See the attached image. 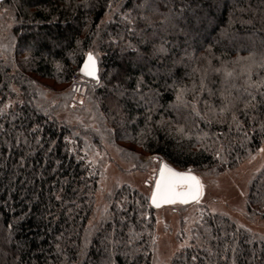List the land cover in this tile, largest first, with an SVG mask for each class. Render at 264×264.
<instances>
[{"label": "trees", "instance_id": "trees-1", "mask_svg": "<svg viewBox=\"0 0 264 264\" xmlns=\"http://www.w3.org/2000/svg\"><path fill=\"white\" fill-rule=\"evenodd\" d=\"M111 2L117 12L109 0L0 2V108L10 104L0 114V264H106L109 256L114 264H158L150 195L124 183L98 205L100 169L90 156L111 146L136 170L161 157L200 176L237 167L264 143L259 127L251 130L264 121V106L249 109L255 121L242 111L245 89L254 92L252 81L264 80V0H198L197 14L168 19L145 9L152 23L137 19L135 32L119 12L143 0ZM157 3L165 14L183 7L180 0ZM161 42L167 51L155 53ZM90 50L98 53L99 84L75 77ZM181 89L185 102L196 96L199 115L177 101ZM233 112L243 121L239 131ZM221 144L227 151L217 157ZM246 206L247 218L264 217V166L250 180ZM85 236L88 255L80 257ZM234 242L243 264L252 251L261 254L264 233L206 211L192 228V247L169 264H193V255L195 264H230Z\"/></svg>", "mask_w": 264, "mask_h": 264}, {"label": "rangeland", "instance_id": "rangeland-1", "mask_svg": "<svg viewBox=\"0 0 264 264\" xmlns=\"http://www.w3.org/2000/svg\"><path fill=\"white\" fill-rule=\"evenodd\" d=\"M261 148H264V143L251 157L233 169L218 174H200L205 192L199 203L167 204L154 209V252L158 264H169L175 253L181 250L179 245L185 241L190 243L192 228L206 211L229 213L254 231L264 233V217L249 219L246 216L250 180L264 166V151H260ZM97 153L92 154L89 160L92 166L100 169L99 189L96 192L98 205L107 204L106 195L124 183H130L151 195L163 158H153L146 169L136 170L134 162L124 158L114 147L107 146L105 151Z\"/></svg>", "mask_w": 264, "mask_h": 264}, {"label": "snow or ice", "instance_id": "snow-or-ice-1", "mask_svg": "<svg viewBox=\"0 0 264 264\" xmlns=\"http://www.w3.org/2000/svg\"><path fill=\"white\" fill-rule=\"evenodd\" d=\"M168 0H165V3H167ZM180 2L183 4V0H180ZM108 8L112 12H117L118 9H114L111 0H109ZM200 7L198 0H190L188 4H183V7L178 9L176 13H173L171 11V8H169V11L167 14L159 12V5L157 3V0H143V3L136 4L134 6V9H127L123 12H119L120 19L122 22H125L129 27L127 28L128 32H135L136 28V21L137 19L146 21L148 24H151V16L145 15L143 10L147 9L152 14H158L161 16H164L165 19H168L173 16L182 17L184 15L185 10L192 11L193 14H197L196 10ZM135 9L141 10L140 15L134 16L133 11ZM4 11H7V9H4ZM109 21H111V17H109ZM99 27V26H97ZM118 39L116 37L112 38V43H117ZM79 43V41L77 42ZM165 42H161V44L154 46V52L163 54L167 51V49L164 46ZM128 46L131 47V43L128 42ZM86 59L84 60L83 66L80 68V72L84 75L91 77L97 84L100 83V77L98 75V60L97 56L98 53L90 50L86 54ZM185 55L188 56L189 59L192 58V54L185 53ZM210 63V61H209ZM261 67H264V65H261ZM216 71H219V69H216ZM227 76H231L232 73H227ZM249 80H251V66L249 67ZM143 84V78H139L137 80L136 87L133 89V92L136 94L140 93L141 86ZM252 84L255 87V91H248V89H245L248 99L244 101V107L242 111L250 120L255 121L256 115L250 114L249 109H251L252 113H257L259 108L261 106H264V80L261 81H252ZM11 87V85H9ZM114 89L116 90V93L118 96H123L125 94L126 90H122V85L120 83L115 84ZM200 88L204 89V79H201ZM187 89H181V93L177 95V101H180L184 107L191 106L193 111L197 112V115H199V112L196 110V96L194 95L193 100L191 102H185L182 100V93L186 91ZM15 91V89H13ZM73 91H79V88H77L75 85L73 86ZM193 91L195 92V88H193ZM259 96V99L257 98ZM143 98V97H141ZM20 104H23L24 101H19ZM83 103V101H81ZM10 104L5 105V108H0V114H3L5 109L9 107ZM229 107L234 108L235 105H225L223 108H221V111H225ZM149 112H151V109H149ZM147 120H150V115L146 118ZM232 120L236 122L237 130H241L243 128V121H240L233 112L232 114ZM82 123V121H81ZM259 127L262 133H264V121H260L258 124L253 125L252 131H255L256 128ZM39 129V125H36L35 128L32 129V131H36ZM98 131V130H97ZM146 131L150 132L151 128L150 126L146 129ZM177 131L183 133V128L178 127ZM73 135H79V133H73ZM245 139L248 138V131L244 132ZM64 139L66 141H70L69 136H65ZM53 144L55 141L52 142ZM230 147V145H229ZM227 148L221 144L219 146V149L216 151L217 157L221 156L222 152H226ZM260 151H264V148H261ZM99 155V153H97ZM154 159H158V157H154ZM59 163V162H57ZM203 195V184L199 177L194 175L191 171V169L187 171H176L175 169L169 167L166 163H161V166L159 168V176L155 181V187L154 190L151 193L150 196V202L151 205H154L156 208H159L162 204H187L189 201H194L199 203L201 196ZM56 199H60L59 196L56 197ZM122 207V205H121ZM214 211V210H213ZM105 212H107V209H105ZM207 231V229L205 230ZM197 238L199 237V234H196ZM215 239V237H213ZM247 243H252L251 240L247 241ZM90 244V241L87 236L84 238V246L79 252L80 257H87V246ZM203 246V245H201ZM185 247H192V245L187 244V241L184 243H181L179 245L180 249H183ZM225 249L229 248V245H224ZM57 248H60V245L57 244ZM239 251V246L234 242L231 246V252L232 256L230 259V264H238V258L237 253ZM209 252H211V249H209ZM132 253H128L126 255H131ZM240 255L243 256V253L240 252ZM198 257L196 255L191 256V261L193 264L197 261ZM224 259H228L227 257H224ZM106 264H114L112 261L111 256H109L108 260L106 261ZM243 264H264V248L261 249V254H257L255 251H252L248 256L243 257Z\"/></svg>", "mask_w": 264, "mask_h": 264}, {"label": "water", "instance_id": "water-1", "mask_svg": "<svg viewBox=\"0 0 264 264\" xmlns=\"http://www.w3.org/2000/svg\"><path fill=\"white\" fill-rule=\"evenodd\" d=\"M85 59H86V57H85ZM84 59V60H85ZM97 60H98V75H99V72H100V67H99V59H98V57H97ZM83 63H84V61L82 62V65H81V67L83 66ZM80 67V68H81ZM81 73V72H80ZM84 77H87V78H89V79H92L91 77H88V76H86V75H84L83 73H81ZM93 80V79H92ZM161 163H166V164H168L169 165V167H171V168H173V169H175L176 171H187V170H189V169H191V168H188V169H178V168H176L172 163H170L169 161H167V160H165V159H162L161 160V162H160V165H159V168H160V166H161ZM191 171H192V173L194 174V175H196L197 177H199L200 178V176L198 175V174H196L192 169H191ZM158 176H159V169H158V172H157V176H156V179L158 178ZM156 179H155V181H156ZM200 180H201V178H200ZM201 182H202V180H201ZM203 184V183H202ZM154 187H155V182H154V186H153V189H152V191L154 190ZM204 192H205V190H204V187H203V195H204ZM152 193V192H151ZM202 195V196H203ZM151 196V195H150ZM202 196H201V198H202ZM200 198V199H201ZM192 202H194V201H189L188 203H192ZM150 205H151V202H150ZM163 205H167V204H162L161 206H163ZM151 206H153L154 208H156L154 205H151ZM160 206V207H161Z\"/></svg>", "mask_w": 264, "mask_h": 264}, {"label": "built area", "instance_id": "built-area-1", "mask_svg": "<svg viewBox=\"0 0 264 264\" xmlns=\"http://www.w3.org/2000/svg\"><path fill=\"white\" fill-rule=\"evenodd\" d=\"M80 73L79 72H77V75H79Z\"/></svg>", "mask_w": 264, "mask_h": 264}]
</instances>
